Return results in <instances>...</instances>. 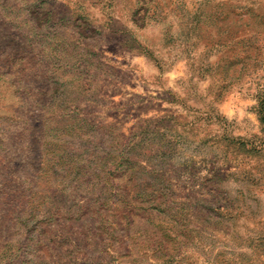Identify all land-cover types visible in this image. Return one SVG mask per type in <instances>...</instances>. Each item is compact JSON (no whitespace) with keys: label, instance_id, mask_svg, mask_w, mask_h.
Returning <instances> with one entry per match:
<instances>
[{"label":"rangeland","instance_id":"374dc122","mask_svg":"<svg viewBox=\"0 0 264 264\" xmlns=\"http://www.w3.org/2000/svg\"><path fill=\"white\" fill-rule=\"evenodd\" d=\"M262 98L264 0H0V116L23 105L101 123L102 139L146 132L133 176L168 215L123 223L124 252L102 234L117 246L93 252L102 263L264 264ZM10 217L0 211V227ZM93 222L42 230L28 244L37 264L82 257L67 237L91 254Z\"/></svg>","mask_w":264,"mask_h":264},{"label":"trees","instance_id":"16d2710c","mask_svg":"<svg viewBox=\"0 0 264 264\" xmlns=\"http://www.w3.org/2000/svg\"><path fill=\"white\" fill-rule=\"evenodd\" d=\"M22 107L0 116V211L11 215L0 227V264H37L36 248L28 244H38L42 230L54 235L62 219H79L85 214L94 217V222L84 228L92 253L87 255L77 239L67 237L70 242L63 241L69 242L66 250L71 253L82 248V257L62 260L66 264H75L76 259L83 264H107L108 260L102 263L93 252L106 256L108 249L116 253L117 246L103 245L102 234L111 231L124 252L120 237L123 223L130 224L132 216L149 214L162 204L152 197L150 181L142 184L133 176L139 171L138 152L146 132L140 128L125 140L121 133L114 135L112 131L107 138L102 133V139L98 137L101 123L88 124L81 118L80 122L70 113L33 114ZM257 112L264 123V98L259 100ZM141 172L147 173L145 167ZM119 176H125L124 184L132 181L130 190L128 185L112 181ZM10 233L16 235L15 240L7 239ZM62 262L59 264H65Z\"/></svg>","mask_w":264,"mask_h":264}]
</instances>
